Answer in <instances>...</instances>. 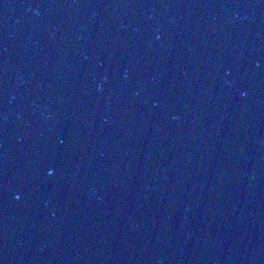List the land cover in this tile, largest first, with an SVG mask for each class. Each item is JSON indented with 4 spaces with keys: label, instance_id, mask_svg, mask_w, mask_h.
<instances>
[{
    "label": "water",
    "instance_id": "obj_1",
    "mask_svg": "<svg viewBox=\"0 0 264 264\" xmlns=\"http://www.w3.org/2000/svg\"><path fill=\"white\" fill-rule=\"evenodd\" d=\"M0 264H264V0H0Z\"/></svg>",
    "mask_w": 264,
    "mask_h": 264
}]
</instances>
